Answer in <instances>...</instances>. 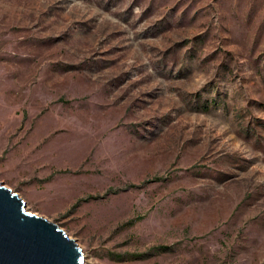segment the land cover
I'll return each instance as SVG.
<instances>
[{"label":"rangeland","instance_id":"1","mask_svg":"<svg viewBox=\"0 0 264 264\" xmlns=\"http://www.w3.org/2000/svg\"><path fill=\"white\" fill-rule=\"evenodd\" d=\"M0 182L84 264H264V0H0Z\"/></svg>","mask_w":264,"mask_h":264},{"label":"water","instance_id":"2","mask_svg":"<svg viewBox=\"0 0 264 264\" xmlns=\"http://www.w3.org/2000/svg\"><path fill=\"white\" fill-rule=\"evenodd\" d=\"M0 264H84V255L58 224L27 210L0 182Z\"/></svg>","mask_w":264,"mask_h":264}]
</instances>
